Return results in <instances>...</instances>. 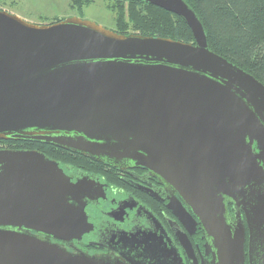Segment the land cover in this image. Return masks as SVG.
I'll return each mask as SVG.
<instances>
[{"label": "water", "instance_id": "1", "mask_svg": "<svg viewBox=\"0 0 264 264\" xmlns=\"http://www.w3.org/2000/svg\"><path fill=\"white\" fill-rule=\"evenodd\" d=\"M144 1L181 17L194 43L0 8V140L144 167L190 208L170 205L204 230L208 264H264V85L209 48L185 0ZM90 200L91 182L43 152L0 149V264H111L18 230L80 238Z\"/></svg>", "mask_w": 264, "mask_h": 264}, {"label": "flooded vegetation", "instance_id": "2", "mask_svg": "<svg viewBox=\"0 0 264 264\" xmlns=\"http://www.w3.org/2000/svg\"><path fill=\"white\" fill-rule=\"evenodd\" d=\"M5 141L20 145L0 149H31L27 148L31 144L56 147L36 141ZM67 151L64 160L48 157L57 161L72 182L81 177L91 182V200L84 207L90 230L80 238L67 240L23 228L18 229L20 232L49 240L69 254L91 257V263L208 264L211 261V246L208 247L204 230L200 225L189 230L170 208L172 199L177 198L192 214L172 186L144 167L111 166ZM228 209L233 216L236 208L229 204ZM185 237L190 244L187 247L183 243Z\"/></svg>", "mask_w": 264, "mask_h": 264}, {"label": "trees", "instance_id": "3", "mask_svg": "<svg viewBox=\"0 0 264 264\" xmlns=\"http://www.w3.org/2000/svg\"><path fill=\"white\" fill-rule=\"evenodd\" d=\"M93 1L70 0V4L72 8L81 10ZM111 1L109 8L114 14L112 30L115 32L167 37L194 43L190 28L178 15L144 0ZM185 1L201 20L209 48L253 75L264 85V0ZM61 19L54 18L49 23ZM27 148L37 149L56 159H66L68 156V151L59 147L49 146V150L36 146Z\"/></svg>", "mask_w": 264, "mask_h": 264}, {"label": "rangeland", "instance_id": "4", "mask_svg": "<svg viewBox=\"0 0 264 264\" xmlns=\"http://www.w3.org/2000/svg\"><path fill=\"white\" fill-rule=\"evenodd\" d=\"M111 4V0H94L81 10H77L71 7L70 0H0L1 9L7 10L32 23L48 24L54 18L78 17L96 22L112 30L114 28V14L109 8ZM19 145L20 143L0 141V147H17ZM27 146H36L37 148L49 150V146L40 144ZM61 158L60 160H64ZM67 161H70V159H67Z\"/></svg>", "mask_w": 264, "mask_h": 264}]
</instances>
